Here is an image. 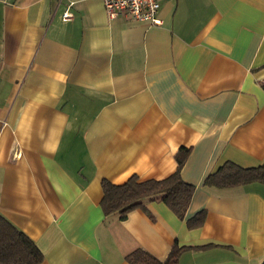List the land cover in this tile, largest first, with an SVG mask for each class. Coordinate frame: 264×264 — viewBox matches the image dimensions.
Here are the masks:
<instances>
[{
    "label": "crops",
    "instance_id": "1",
    "mask_svg": "<svg viewBox=\"0 0 264 264\" xmlns=\"http://www.w3.org/2000/svg\"><path fill=\"white\" fill-rule=\"evenodd\" d=\"M157 16L0 0V215L40 264H128L136 249L163 262L175 245L196 248L178 264L264 260V186L203 185L225 162L264 164V0H159ZM180 148L183 219L155 201L104 217L103 180L165 179Z\"/></svg>",
    "mask_w": 264,
    "mask_h": 264
},
{
    "label": "trees",
    "instance_id": "2",
    "mask_svg": "<svg viewBox=\"0 0 264 264\" xmlns=\"http://www.w3.org/2000/svg\"><path fill=\"white\" fill-rule=\"evenodd\" d=\"M261 88L264 91V81ZM188 154L189 149L180 148L174 155V173L162 180L140 182L136 176H131L121 185L103 180L100 207L104 217L116 216L119 221H124L133 210L146 211L145 204L155 201L164 204L176 217L183 219L194 192V187L184 183L180 176ZM255 183L264 186V164L245 169L225 162L206 176L203 185L207 188L229 189ZM204 219L205 212H198L186 221L187 228L201 227ZM190 249L196 248L175 245L163 262L143 249H136L125 257V261L128 264H178L181 253ZM42 260L36 245L0 215V264H40ZM261 264H264V260Z\"/></svg>",
    "mask_w": 264,
    "mask_h": 264
},
{
    "label": "built area",
    "instance_id": "3",
    "mask_svg": "<svg viewBox=\"0 0 264 264\" xmlns=\"http://www.w3.org/2000/svg\"><path fill=\"white\" fill-rule=\"evenodd\" d=\"M104 11L109 19L123 16L127 19L145 23L149 26H160L158 18L159 0H101ZM71 17L67 10L63 13L62 19L68 20Z\"/></svg>",
    "mask_w": 264,
    "mask_h": 264
}]
</instances>
